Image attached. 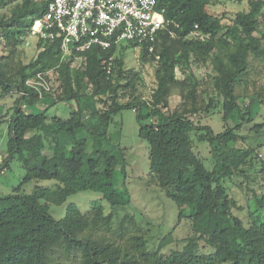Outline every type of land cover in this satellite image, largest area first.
Listing matches in <instances>:
<instances>
[{
	"label": "trees",
	"instance_id": "trees-1",
	"mask_svg": "<svg viewBox=\"0 0 264 264\" xmlns=\"http://www.w3.org/2000/svg\"><path fill=\"white\" fill-rule=\"evenodd\" d=\"M48 1L0 0V32L9 52L0 60V97L20 93L10 119L8 151L11 157L17 155L26 170L21 187L32 180L58 181L54 188L37 185L32 193H24L20 187L0 196V264H67L64 258L80 264H264V220L252 219L250 210L225 184L230 181L236 186V178L248 177V169L258 162L256 149L247 144L240 129L255 119V107L264 105V95L259 93L242 105L237 90L240 80L249 75L251 56L264 58V0H249V9L238 11L229 24L225 16L209 12L210 0H159L168 28L161 32L153 52L148 44L138 49L143 63L156 62V86L150 98L139 92L143 77L125 67L123 56H115L108 73L115 46L93 47L79 58L60 63V43L42 40L37 58L30 63L9 62L36 19L44 15ZM196 30L207 38L192 34ZM76 59L82 63L73 66ZM209 59L221 101L211 97L208 104H200V82L193 64H206ZM53 67L52 94L43 99L21 94L28 78ZM178 69L183 78H178ZM175 89L183 99L182 109L169 112ZM26 101L49 105L73 101L75 107L69 118L49 121L46 109L27 113ZM217 104L222 106L225 130L216 132L191 118L210 112ZM124 109L137 113L139 135L150 145V170L178 205L179 220L191 219L197 236L189 238L182 250L153 251L143 233L133 234L128 247L95 235L93 230L111 221L99 203L88 213L71 204L59 220L50 213V204H62L87 190L101 192L112 206L130 204V193L116 185L120 176H126L124 153L100 146L89 154L88 138L79 135L85 130L93 137L106 138L113 115ZM254 127L259 131L264 122ZM38 138H42V148ZM200 142L210 146L212 169L197 153ZM255 198L264 208V195ZM127 217L118 228L121 234ZM201 239L211 246L212 254L198 252Z\"/></svg>",
	"mask_w": 264,
	"mask_h": 264
},
{
	"label": "rangeland",
	"instance_id": "rangeland-1",
	"mask_svg": "<svg viewBox=\"0 0 264 264\" xmlns=\"http://www.w3.org/2000/svg\"><path fill=\"white\" fill-rule=\"evenodd\" d=\"M208 10L214 15L225 16L224 22L229 24L240 10L249 9V0H210ZM259 35V34H257ZM30 42L19 45V51L12 59L8 61L14 65L28 64L37 58L39 50L36 48L35 39L28 36ZM27 40V39H26ZM120 49L116 55L123 56L125 67L134 72H140L143 77V83H140L139 92L150 98L156 86V62L148 61L143 63L141 53L138 49L130 46ZM9 52L0 32V60L7 58ZM6 60V59H4ZM82 63V60L76 59L73 66ZM193 69L199 79V103L208 104L211 97L221 101L217 91L214 88V69L211 59L206 64H193ZM249 75L240 80L238 94L241 95L240 103L246 105L252 97L259 93L264 95V58L251 56ZM178 78H183V73L177 70ZM2 90L0 88V95ZM20 93L14 92L4 98L0 97V154L8 161L6 173L0 171V196L9 195L17 192L25 177L26 170L17 155L11 157L8 151V142L10 139V119L14 112ZM125 100V98L123 99ZM45 101L29 103L26 101L24 109L27 113H40L46 109V114L51 121L54 117L69 118L75 107L73 101H58L55 104ZM183 99L179 89H175L170 97V106L168 111L182 109ZM218 105V104H217ZM4 106V107H3ZM222 106L211 109L210 112L198 113L191 116L193 120H201L204 124L211 125L216 132L226 129V124L221 112ZM257 115L251 123H246L240 129L242 135H245L246 142L256 149L258 158L253 167L248 169V177L240 180L236 178V186L230 181L225 184L230 189L231 194L235 196L239 203L250 210L251 218L258 222L264 220V208L259 204L256 195H264V128L255 131L254 124L264 122V105L255 107ZM2 116V117H1ZM88 118H86V121ZM140 123L137 119V113L133 109H124L113 115V120L108 129L106 138L93 137L87 131H81L80 136L88 138L87 152L90 154L97 147H105L116 154L124 153L126 157V176L119 178L117 187L126 189L131 196V202L128 205L112 206L103 198V194L97 191H82L74 194L62 204H50V213L59 220L68 212V206L74 204L80 211L88 213L94 203H99L103 207L104 215H111L110 223L105 227L93 230L95 235H102L114 240L116 244L128 247L130 237L135 233H143L147 240L149 249L159 253L169 254L173 250H182L187 244V240L197 236L193 229L191 219L184 217L179 220L180 209L178 205L167 196L164 189L160 187L150 170V145L149 142L142 139L139 135ZM42 148V138L37 139ZM44 150V149H43ZM197 153L202 158L209 169L213 167V160L208 143H198ZM38 153H36L37 155ZM1 167V166H0ZM263 168V171L261 169ZM243 180L241 183L240 181ZM57 180H32L21 187V192L32 193L34 188L39 185L43 187L54 188ZM125 233L118 232L121 222L125 216ZM132 216V217H130ZM198 252L212 254L213 249L203 239L199 240ZM67 264H80L79 261L66 259Z\"/></svg>",
	"mask_w": 264,
	"mask_h": 264
},
{
	"label": "built area",
	"instance_id": "built-area-1",
	"mask_svg": "<svg viewBox=\"0 0 264 264\" xmlns=\"http://www.w3.org/2000/svg\"><path fill=\"white\" fill-rule=\"evenodd\" d=\"M158 4L159 0H49L47 10L35 21L28 36L35 39L36 47L42 40L59 42L60 63L70 57L79 58L93 47L107 50L115 46L116 52L109 58L110 73L116 53L124 46L139 49L148 44L150 52L155 50V42L169 25L165 10ZM192 34L207 38L197 30ZM28 36L26 43L30 42ZM55 69L38 71L28 78L21 94L29 97L32 93L39 99L52 94ZM0 166L1 173H6L1 154Z\"/></svg>",
	"mask_w": 264,
	"mask_h": 264
},
{
	"label": "clouds",
	"instance_id": "clouds-1",
	"mask_svg": "<svg viewBox=\"0 0 264 264\" xmlns=\"http://www.w3.org/2000/svg\"><path fill=\"white\" fill-rule=\"evenodd\" d=\"M39 19V18H38ZM37 20V19H36ZM35 23V22H34ZM29 34V33H28ZM28 36V35H27ZM27 36L25 37V40L27 39ZM37 48V47H36ZM47 95V94H46ZM24 101V100H23ZM24 103V102H23ZM23 105V104H22Z\"/></svg>",
	"mask_w": 264,
	"mask_h": 264
},
{
	"label": "water",
	"instance_id": "water-1",
	"mask_svg": "<svg viewBox=\"0 0 264 264\" xmlns=\"http://www.w3.org/2000/svg\"><path fill=\"white\" fill-rule=\"evenodd\" d=\"M23 102H24V101L22 100V101H21V106H22Z\"/></svg>",
	"mask_w": 264,
	"mask_h": 264
}]
</instances>
